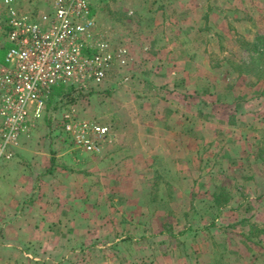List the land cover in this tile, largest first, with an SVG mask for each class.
I'll return each instance as SVG.
<instances>
[{"label": "rangeland", "instance_id": "1", "mask_svg": "<svg viewBox=\"0 0 264 264\" xmlns=\"http://www.w3.org/2000/svg\"><path fill=\"white\" fill-rule=\"evenodd\" d=\"M14 1L30 13L50 2ZM93 9L115 53H127L73 100L55 89L0 165V264H264V80L242 71L251 53L239 41L264 35V0H93ZM6 24L0 0V62ZM191 46L193 86L161 79L158 66L174 67ZM72 108L109 127L94 136L99 151L63 129ZM154 129H199L188 165L174 162L172 135L164 142ZM201 129H223L219 143L207 146Z\"/></svg>", "mask_w": 264, "mask_h": 264}, {"label": "built area", "instance_id": "2", "mask_svg": "<svg viewBox=\"0 0 264 264\" xmlns=\"http://www.w3.org/2000/svg\"><path fill=\"white\" fill-rule=\"evenodd\" d=\"M3 5L7 48L0 62V165L41 120L55 89L96 88L115 58L127 53L122 47L116 54L99 29L93 0H50L35 13L19 11L14 0ZM62 126L91 152L99 151L94 136L102 140L109 134L107 125L78 118L73 108Z\"/></svg>", "mask_w": 264, "mask_h": 264}, {"label": "crops", "instance_id": "3", "mask_svg": "<svg viewBox=\"0 0 264 264\" xmlns=\"http://www.w3.org/2000/svg\"><path fill=\"white\" fill-rule=\"evenodd\" d=\"M206 4H207L208 7H211L210 6L211 3L209 1L206 2ZM141 18H145V15H143ZM191 20L194 21V19H192V18H191ZM191 30H192V28H191ZM188 31L189 30L184 32V36L186 37V41L188 43H191L190 40H188V38L190 36L188 34L189 33ZM162 36H164V35H162ZM141 38L145 39V36H144L143 32L141 33ZM138 43H140V42H138ZM140 44H141V47L139 49L138 60L141 61V58L145 57L144 54H145L146 48L150 49V46L146 45L147 43H144L143 40H142V43H140ZM164 46H166L168 48H171V46H172V48H173V41H172V43L171 42L170 43L169 42H165L164 45H162L160 48L163 50ZM191 49H192V46L190 47V55L187 52L186 55L181 57V60L178 57V63H177L178 65L176 64L174 67H173V65H169V67H167V65H165V66L159 65L158 66V71H159V73H161L160 74V76H162L161 79H163L165 77L166 81H168V79L181 81V82L184 83V85H186V88L188 87L189 83L191 84V86H193L192 78L194 76L195 63H194V60H193V57H192V54H191ZM179 61H180L181 65H180ZM171 63L174 64L175 60L171 61ZM180 66H183V67H180ZM164 72H165V74H163ZM174 93H176V92H174ZM187 101H189V100H187ZM168 108H170V107H168ZM236 109H239V107L236 106ZM174 115H175L174 111H173V109H171L170 113L168 111V117H166V120H169V118H171ZM190 115H192V114H190ZM186 117H188V115H186ZM156 130L155 131L158 132L159 134H163L164 139H161V140L164 141V142L166 140L167 134H171L172 135L171 142H173L175 144L173 150H174V154H176L174 156L175 157L174 159H179V161H177V162L174 161V162L176 164L180 165V166L188 165V162L186 161V159H188L189 156L193 154L192 145L194 143V138H192L191 135L195 134L196 132H198L199 129H190V131L189 130H183V129H156ZM201 130L203 132H207L208 131V134H210V135L212 134V138L207 140L208 141V143H206L207 146H210L212 144V142H214V144L219 143V141L217 140L218 139L217 135L222 133L223 129H201ZM179 138H181L180 140L182 141V143H181V141L179 143L177 142L179 140ZM199 141L200 142H204L203 139H200ZM189 151H191L190 154H189ZM226 205H224L225 208L227 207ZM253 262L256 263V264H259V258H257L256 260H253Z\"/></svg>", "mask_w": 264, "mask_h": 264}, {"label": "trees", "instance_id": "4", "mask_svg": "<svg viewBox=\"0 0 264 264\" xmlns=\"http://www.w3.org/2000/svg\"><path fill=\"white\" fill-rule=\"evenodd\" d=\"M240 39V38H239ZM240 44L243 45L246 50H248V52L251 53V55L249 56L250 59L248 60V64L251 65H257V67H255L256 69H249L248 64H246V62L242 63L243 65V69L242 71L245 72V74H252L254 75L257 79H263L264 80V35H258L257 38L251 42L246 41L244 39L239 40ZM59 92L61 91V93H63V95H65L66 97L70 98L71 100H73L72 98V89H60L58 90ZM64 91H67L66 93ZM220 201L218 199V197H215V204H219ZM227 202L226 200H224L222 203H220V206H224L226 205Z\"/></svg>", "mask_w": 264, "mask_h": 264}]
</instances>
